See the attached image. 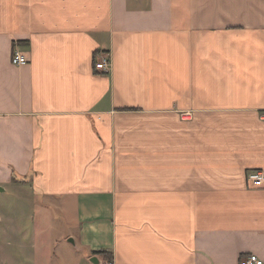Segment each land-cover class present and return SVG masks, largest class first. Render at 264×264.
<instances>
[{
  "label": "crops",
  "instance_id": "1",
  "mask_svg": "<svg viewBox=\"0 0 264 264\" xmlns=\"http://www.w3.org/2000/svg\"><path fill=\"white\" fill-rule=\"evenodd\" d=\"M253 169L264 0H0V192L39 212L31 264L52 206L80 264H264Z\"/></svg>",
  "mask_w": 264,
  "mask_h": 264
},
{
  "label": "rangeland",
  "instance_id": "2",
  "mask_svg": "<svg viewBox=\"0 0 264 264\" xmlns=\"http://www.w3.org/2000/svg\"><path fill=\"white\" fill-rule=\"evenodd\" d=\"M13 188L11 191L0 192V237L2 238L0 243L4 246L0 253L4 259L10 261L9 264H24V259H28L26 264H31L33 258L30 254L33 251L31 238L37 232L32 217L35 218L38 211H35V207L25 206L24 202L18 199L19 194L22 193L21 189ZM52 207L57 223L53 225L52 230L50 229L52 232V237L49 239L50 246L47 249L42 246V253L45 254L47 250L53 253L52 264H80L83 259L82 252L64 239L68 232L65 229L68 219L56 208L57 206ZM41 236L45 237V235ZM41 236L36 234L35 242ZM39 249L38 246L35 248V253L38 255Z\"/></svg>",
  "mask_w": 264,
  "mask_h": 264
},
{
  "label": "built area",
  "instance_id": "3",
  "mask_svg": "<svg viewBox=\"0 0 264 264\" xmlns=\"http://www.w3.org/2000/svg\"><path fill=\"white\" fill-rule=\"evenodd\" d=\"M11 63L14 65H22L27 62L25 54L19 50L14 49L11 54ZM111 66L110 55L105 51L101 52L96 57L95 68L98 71L105 72L109 70ZM247 181L253 185H262L264 184V170L263 169H253L246 172ZM104 264H112L110 261H106ZM239 264H258V258L255 254H249L241 256L239 259Z\"/></svg>",
  "mask_w": 264,
  "mask_h": 264
},
{
  "label": "trees",
  "instance_id": "4",
  "mask_svg": "<svg viewBox=\"0 0 264 264\" xmlns=\"http://www.w3.org/2000/svg\"><path fill=\"white\" fill-rule=\"evenodd\" d=\"M96 60L94 61V67H95ZM102 254H104V258L107 260H112V254L109 251L102 250Z\"/></svg>",
  "mask_w": 264,
  "mask_h": 264
},
{
  "label": "water",
  "instance_id": "5",
  "mask_svg": "<svg viewBox=\"0 0 264 264\" xmlns=\"http://www.w3.org/2000/svg\"><path fill=\"white\" fill-rule=\"evenodd\" d=\"M96 261V260H95Z\"/></svg>",
  "mask_w": 264,
  "mask_h": 264
}]
</instances>
